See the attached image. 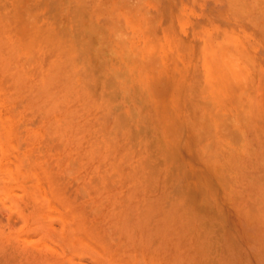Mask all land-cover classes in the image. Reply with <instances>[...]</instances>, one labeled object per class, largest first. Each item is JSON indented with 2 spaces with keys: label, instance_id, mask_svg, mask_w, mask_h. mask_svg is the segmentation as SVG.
<instances>
[{
  "label": "rangeland",
  "instance_id": "1",
  "mask_svg": "<svg viewBox=\"0 0 264 264\" xmlns=\"http://www.w3.org/2000/svg\"><path fill=\"white\" fill-rule=\"evenodd\" d=\"M0 264H264V0H0Z\"/></svg>",
  "mask_w": 264,
  "mask_h": 264
},
{
  "label": "bare ground",
  "instance_id": "2",
  "mask_svg": "<svg viewBox=\"0 0 264 264\" xmlns=\"http://www.w3.org/2000/svg\"><path fill=\"white\" fill-rule=\"evenodd\" d=\"M12 2V1H11ZM12 6H14V4L12 5ZM43 7V6H42ZM244 8H245V5H244ZM86 20H88V19H86ZM85 20V21H86ZM71 21V20H70ZM82 25V24H81ZM83 26H84V24H83ZM65 30V29H64ZM74 30V29H73ZM79 30V29H78ZM77 32V31H76ZM73 33H74V31H73ZM83 33V32H82ZM67 36V35H66ZM116 36V35H115ZM59 37V36H58ZM95 37V36H94ZM115 39V38H114ZM58 40V39H57ZM131 40V39H130ZM98 41V40H97ZM101 41V40H100ZM59 42V41H58ZM62 42V41H61ZM77 42V41H76ZM125 42V41H124ZM93 43V42H92ZM100 43V42H99ZM109 43V42H108ZM126 43V42H125ZM131 43V42H130ZM55 44V43H54ZM77 44V43H76ZM119 44H120V42H119ZM95 45H96V43H95ZM94 45V46H95ZM142 45V44H141ZM66 46V45H65ZM73 46H74V44H73ZM100 46V45H99ZM48 47V46H47ZM105 47V46H104ZM26 48V47H25ZM63 48V47H62ZM109 48V47H108ZM135 48V47H134ZM192 48V47H191ZM80 49V48H79ZM101 49V48H100ZM105 49H106V47H105ZM104 49V50H105ZM150 49V48H149ZM162 49V48H161ZM48 50V49H47ZM46 50V51H47ZM63 50V49H62ZM61 50V51H62ZM76 51V50H75ZM128 51V50H127ZM76 52H78V51H76ZM155 52V51H154ZM46 53V52H45ZM127 53V52H126ZM115 54V53H114ZM128 54V53H127ZM147 54H149V53H147ZM32 55V54H31ZM60 55H61V53H60ZM95 55V54H94ZM110 55V54H109ZM156 55V54H155ZM220 55V54H219ZM50 56V55H49ZM91 56V55H90ZM112 56V55H111ZM138 56H139V53H138ZM140 57V56H139ZM128 58H130V57H128ZM150 58H151V56H150ZM23 59V58H22ZM83 59H84V57H83ZM132 59V58H131ZM147 59V58H146ZM232 59V58H231ZM33 60V59H32ZM138 60V59H137ZM152 60V59H151ZM27 61V60H26ZM43 61V60H42ZM146 61V60H145ZM226 61V60H225ZM236 61V60H235ZM85 62V61H84ZM101 62V61H100ZM135 62H136V60H135ZM65 63V62H64ZM80 63V62H79ZM86 63V62H85ZM235 63V62H234ZM99 64V63H98ZM108 64V63H107ZM113 65V64H112ZM52 66V65H51ZM54 66V65H53ZM89 66V65H88ZM101 66V65H100ZM22 67H23V65H22ZM21 67V68H22ZM87 67V66H86ZM95 67V66H94ZM119 67V66H118ZM128 67V66H127ZM142 67V66H141ZM154 67V66H153ZM152 67V68H153ZM7 68V67H6ZM52 68V67H51ZM53 69V68H52ZM89 69H90V67H89ZM137 69V68H136ZM25 70V69H24ZM70 69H68V71H69ZM92 70V69H91ZM143 70V69H142ZM62 71V70H61ZM65 71V70H64ZM93 71V70H92ZM110 71V70H109ZM24 72V71H23ZM26 72H27V70H26ZM29 72V71H28ZM86 72V71H85ZM22 73V72H21ZM25 73V72H24ZM112 73V72H111ZM95 74V73H94ZM120 74V73H119ZM47 75V74H46ZM96 75V74H95ZM125 75V74H124ZM231 75V74H230ZM23 76V75H22ZM64 76V75H63ZM66 76H68V75H66ZM111 76V75H110ZM119 76V75H118ZM117 76V77H118ZM71 77H73V76H71ZM58 78V77H57ZM22 79V78H21ZM119 79V78H118ZM122 80V79H121ZM173 81V80H172ZM10 85V84H9ZM116 85V84H115ZM185 85V84H184ZM19 86H20V84H19ZM117 87V86H116ZM109 89V88H108ZM136 89V88H135ZM153 89V88H152ZM169 90H171V89H169ZM136 91V90H135ZM96 92V91H95ZM4 93V92H3ZM27 93V92H26ZM9 94V93H8ZM11 94V93H10ZM112 94V93H111ZM131 94V93H130ZM12 95V94H11ZM97 95V94H96ZM13 96V95H12ZM116 96V95H115ZM135 96V95H134ZM71 97V96H70ZM77 97V96H76ZM76 97H73V98H76ZM97 97V96H96ZM125 97V96H124ZM127 97V96H126ZM72 98V99H73ZM112 98V97H111ZM19 99V98H18ZM17 99V100H18ZM115 99V98H114ZM123 99V98H122ZM132 99V98H131ZM116 100V99H115ZM14 101V100H13ZM15 101H16V99H15ZM130 102V101H129ZM128 102V103H129ZM6 104V103H5ZM89 105H91V104H89ZM19 106H20V104H19ZM139 106V105H138ZM167 106V105H166ZM182 106V105H181ZM121 109H122V107H121ZM146 109V108H145ZM118 110H119V108H118ZM130 110V109H129ZM188 110V109H187ZM140 111H141V109H140ZM186 112V111H185ZM132 113V112H131ZM182 116V115H181ZM119 117V116H118ZM140 117V116H139ZM204 120V119H203ZM202 120V121H203ZM187 121V120H186ZM136 122H139V120L138 121H136ZM184 122V121H183ZM207 122V121H206ZM209 123V122H208ZM156 124V123H155ZM178 125V124H177ZM153 126V125H152ZM177 127V126H176ZM180 127V126H179ZM188 128H189V126H187ZM155 128V127H154ZM153 128V129H154ZM203 128V127H202ZM140 128H138V130H139ZM157 129V128H156ZM180 129V128H179ZM167 130V129H166ZM128 131H130V130H128ZM180 132V131H179ZM148 133H149V131H148ZM91 134V133H90ZM132 134H134V133H132ZM150 134V133H149ZM167 134V133H166ZM190 135V134H189ZM147 136H148V134H147ZM167 136V135H166ZM168 137V136H167ZM159 138V137H158ZM128 139V138H127ZM153 140V139H152ZM160 140V139H159ZM155 141V140H154ZM157 141V140H156ZM173 142V141H172ZM178 142V141H177ZM181 142V141H180ZM153 145V144H152ZM158 145V144H157ZM236 145V144H235ZM171 146V145H170ZM176 146H177V144H176ZM228 146V145H227ZM218 147V146H217ZM220 147V146H219ZM158 148V147H157ZM172 148H173V146H172ZM96 149V148H95ZM108 149V148H107ZM163 149V148H162ZM231 149V148H230ZM170 150V149H169ZM239 150V149H238ZM175 151V150H174ZM177 151V150H176ZM218 151H219V149H218ZM221 152V151H220ZM147 153V152H146ZM233 153V152H232ZM239 153V152H238ZM136 154V153H135ZM138 154V153H137ZM169 154V153H168ZM167 154V155H168ZM159 155V154H158ZM164 155V154H163ZM166 155V154H165ZM250 155V154H249ZM163 157V156H162ZM209 157V156H208ZM230 157V156H229ZM263 157V156H262ZM176 158V157H175ZM212 158V157H211ZM228 158V157H227ZM261 158V157H260ZM163 159V158H162ZM219 159V158H218ZM234 159V158H233ZM259 159V158H258ZM165 160H166V158H165ZM173 162V161H172ZM226 162V161H225ZM162 164V163H161ZM179 164V163H178ZM224 164V163H223ZM234 164V163H233ZM158 165H160V164H158ZM166 165V164H165ZM181 165V164H180ZM199 165V164H198ZM212 165V164H211ZM210 165V166H211ZM175 166V165H174ZM182 166V165H181ZM180 167V166H179ZM167 168V167H166ZM176 168V167H175ZM184 168V167H183ZM210 168V167H209ZM229 169V168H228ZM176 170V169H175ZM217 170H219V169H217ZM233 170V169H232ZM225 171V170H224ZM153 172V171H152ZM164 172V171H163ZM169 172V171H168ZM214 172V171H213ZM219 172V171H218ZM166 173V172H165ZM169 174H171V173H169ZM189 174V173H188ZM220 174V173H219ZM179 175V174H178ZM186 176V175H185ZM161 177H162V175H161ZM166 177V176H165ZM176 177V176H175ZM210 177H212V176H210ZM189 179H190V177H189ZM254 179V178H253ZM157 180V179H156ZM197 180V179H196ZM252 180V179H251ZM211 181V180H210ZM163 182V181H162ZM180 182V181H179ZM219 182V181H218ZM191 183V182H190ZM221 183V182H220ZM160 184V183H159ZM224 185H226V184H224ZM214 186V185H213ZM179 187V186H178ZM219 187V186H218ZM225 187V186H224ZM223 187V188H224ZM181 188H182V186H181ZM180 188V189H181ZM193 188V187H192ZM217 188V187H216ZM178 189V188H177ZM212 189V188H211ZM217 190V189H216ZM220 190V189H219ZM225 190V189H224ZM199 191V190H198ZM189 192V191H188ZM207 192V191H206ZM182 193V192H181ZM193 193H195L194 192V190H193ZM213 194V193H212ZM204 195V194H203ZM188 197H190V196H188ZM219 197V196H218ZM217 197V198H218ZM190 199V198H189ZM195 200V199H194ZM206 200V199H205ZM192 201V200H191ZM222 207V206H221ZM230 207V206H229ZM201 209V208H200ZM219 210V209H218ZM198 212V211H197ZM211 212V211H210ZM215 212V211H214ZM213 213V212H212ZM219 213H220V211H219ZM198 215V214H197ZM203 215H204V213H203ZM212 215V214H211ZM226 216V215H225ZM206 218V217H205ZM217 219V218H216ZM209 221V220H208ZM227 221H229V220H227ZM229 223V222H228ZM232 224V223H231ZM211 225H212V223H211ZM225 226V225H224ZM232 226V225H231ZM234 226V225H233ZM239 227V226H238ZM235 228V227H234ZM208 230V229H207ZM216 231V230H215ZM234 232V231H233ZM215 233V232H214ZM234 234V233H233ZM240 235V234H239ZM241 236V235H240ZM228 239V238H227ZM231 239V238H230ZM241 239V238H240ZM223 244V243H222ZM215 247V246H214ZM256 249V248H255ZM235 251V250H234ZM224 254V253H223ZM259 255V254H258ZM223 259V258H222ZM249 259V258H248ZM250 261V260H249ZM230 262V261H229Z\"/></svg>",
  "mask_w": 264,
  "mask_h": 264
}]
</instances>
